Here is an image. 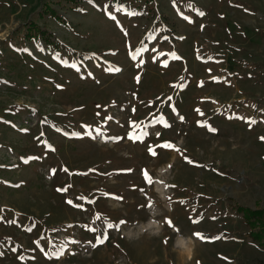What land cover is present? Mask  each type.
Segmentation results:
<instances>
[{"label":"rangeland","instance_id":"obj_1","mask_svg":"<svg viewBox=\"0 0 264 264\" xmlns=\"http://www.w3.org/2000/svg\"><path fill=\"white\" fill-rule=\"evenodd\" d=\"M126 1L0 0V264H264V0Z\"/></svg>","mask_w":264,"mask_h":264},{"label":"trees","instance_id":"obj_2","mask_svg":"<svg viewBox=\"0 0 264 264\" xmlns=\"http://www.w3.org/2000/svg\"><path fill=\"white\" fill-rule=\"evenodd\" d=\"M123 2H127V1L123 0ZM242 213H243V215L248 217V219H250L251 217H254L255 224H258L259 222H257V221L261 219L260 218V215H261L260 210H251L248 208H243ZM263 222H264V218L260 222V225L255 227V228L258 227V230L253 234L252 237H253V240L258 241L264 247V225L262 224Z\"/></svg>","mask_w":264,"mask_h":264},{"label":"bare ground","instance_id":"obj_3","mask_svg":"<svg viewBox=\"0 0 264 264\" xmlns=\"http://www.w3.org/2000/svg\"><path fill=\"white\" fill-rule=\"evenodd\" d=\"M200 135V134H199ZM202 135H204V134H202ZM178 138V137H177ZM210 138V137H209ZM204 140V139H203ZM202 141V140H201ZM200 142V141H199ZM207 142V141H206ZM215 142V141H214ZM206 144V143H205ZM206 145H209L208 143L206 144ZM217 146V145H216ZM215 146H213L212 148H214ZM232 152V151H231ZM205 152H203V154H204ZM207 153V152H206ZM209 154H210V152H209ZM177 155V154H176ZM178 157V156H177ZM174 158V157H173ZM179 158V157H178ZM174 160V159H173ZM176 160V159H175ZM174 160V161H175ZM179 160V159H178ZM177 160V161H178ZM156 162V161H155ZM181 163H182V161H181ZM177 166H179V165H177ZM181 167V166H180ZM186 169V168H185ZM182 170V169H181ZM140 179V178H139ZM118 180V179H117ZM130 196V195H129ZM132 198V197H131ZM134 199V198H133ZM186 249V248H185ZM196 251V250H195ZM194 252V251H193Z\"/></svg>","mask_w":264,"mask_h":264}]
</instances>
